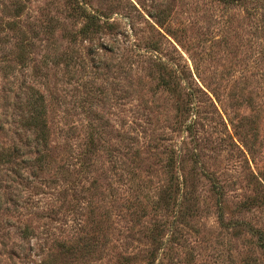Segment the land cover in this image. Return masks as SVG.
Returning a JSON list of instances; mask_svg holds the SVG:
<instances>
[{"label":"rangeland","instance_id":"1","mask_svg":"<svg viewBox=\"0 0 264 264\" xmlns=\"http://www.w3.org/2000/svg\"><path fill=\"white\" fill-rule=\"evenodd\" d=\"M0 264H264V0H0Z\"/></svg>","mask_w":264,"mask_h":264},{"label":"trees","instance_id":"2","mask_svg":"<svg viewBox=\"0 0 264 264\" xmlns=\"http://www.w3.org/2000/svg\"><path fill=\"white\" fill-rule=\"evenodd\" d=\"M43 117V112H38L33 121V126L38 129V141L42 143V145L46 144L47 141V127Z\"/></svg>","mask_w":264,"mask_h":264}]
</instances>
